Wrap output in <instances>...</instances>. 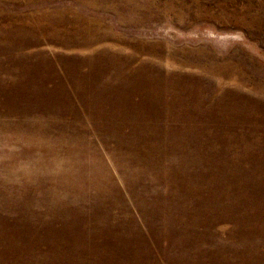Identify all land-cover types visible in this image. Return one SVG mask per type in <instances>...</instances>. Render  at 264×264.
<instances>
[{
    "label": "rangeland",
    "instance_id": "obj_1",
    "mask_svg": "<svg viewBox=\"0 0 264 264\" xmlns=\"http://www.w3.org/2000/svg\"><path fill=\"white\" fill-rule=\"evenodd\" d=\"M0 264H264V0H0Z\"/></svg>",
    "mask_w": 264,
    "mask_h": 264
}]
</instances>
